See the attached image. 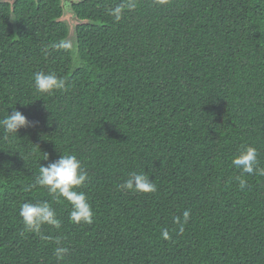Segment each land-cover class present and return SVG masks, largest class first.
Masks as SVG:
<instances>
[{"label":"trees","instance_id":"trees-1","mask_svg":"<svg viewBox=\"0 0 264 264\" xmlns=\"http://www.w3.org/2000/svg\"><path fill=\"white\" fill-rule=\"evenodd\" d=\"M122 3L0 0V120L30 122L17 136L0 127V264H264V176L241 189L232 164L253 147L264 168V0H134L116 21ZM38 72L65 89L37 93ZM68 154L87 172L91 224L26 190ZM131 173L156 191L119 189ZM44 201L60 228L26 231L21 206Z\"/></svg>","mask_w":264,"mask_h":264},{"label":"clouds","instance_id":"clouds-1","mask_svg":"<svg viewBox=\"0 0 264 264\" xmlns=\"http://www.w3.org/2000/svg\"><path fill=\"white\" fill-rule=\"evenodd\" d=\"M127 7L132 9L135 7L134 0H128V3L117 5L109 10V15L113 16L116 21H119L123 14V9ZM53 49H66L68 45L65 43H54L51 45ZM45 55L48 54V47L43 49ZM66 81L63 78H58L55 73L38 72L34 76V89L39 94H51L57 90H64ZM30 126V122L20 111H13L11 115H7L0 120V127L9 135H16L20 129ZM257 150L253 147H247L240 151L239 155L233 158L232 164L239 169L241 176L237 177L240 188L246 186V181L242 178L244 174L264 176V168L257 166ZM48 156L45 154V159ZM87 180V172L82 167L80 161L75 155H60L58 160L48 163L46 166L40 165L39 175L34 184L29 185L26 190H32L39 186L46 189L50 196L54 199L63 198L71 205L69 215L70 221L74 224H91L93 222V211L85 193L77 191L83 186ZM121 190H132L137 193H154L156 185L148 176L143 173H131L128 179L118 186ZM190 210L183 212V219L177 216L174 218V223L179 226L182 232L184 226L190 219ZM24 229L34 234H41L42 227L45 225L59 229L60 221L56 218V213L51 204L47 201L41 203H24L19 211ZM43 239L47 237L42 236ZM162 238L169 239L167 229L162 231ZM56 243L59 245L60 241ZM69 251L66 247H57L55 255L57 259H63L64 255Z\"/></svg>","mask_w":264,"mask_h":264},{"label":"rangeland","instance_id":"rangeland-1","mask_svg":"<svg viewBox=\"0 0 264 264\" xmlns=\"http://www.w3.org/2000/svg\"><path fill=\"white\" fill-rule=\"evenodd\" d=\"M11 2L13 0H10ZM67 6V5H66ZM68 7V6H67ZM63 20L67 23V25L69 26V29H70V34H69V41L72 40V36H73V30H74V27H73V16L70 14V10L69 9H65V17H63Z\"/></svg>","mask_w":264,"mask_h":264},{"label":"flooded vegetation","instance_id":"flooded-vegetation-1","mask_svg":"<svg viewBox=\"0 0 264 264\" xmlns=\"http://www.w3.org/2000/svg\"><path fill=\"white\" fill-rule=\"evenodd\" d=\"M64 2V0H63ZM65 9H69V6L67 7L65 4L63 5V11H64V15L63 17H65ZM70 10V9H69ZM70 14L72 15V13L70 12Z\"/></svg>","mask_w":264,"mask_h":264},{"label":"water","instance_id":"water-1","mask_svg":"<svg viewBox=\"0 0 264 264\" xmlns=\"http://www.w3.org/2000/svg\"><path fill=\"white\" fill-rule=\"evenodd\" d=\"M6 1V0H5Z\"/></svg>","mask_w":264,"mask_h":264}]
</instances>
